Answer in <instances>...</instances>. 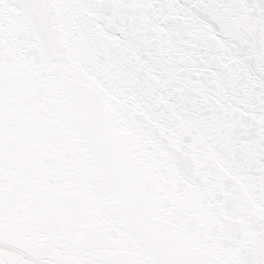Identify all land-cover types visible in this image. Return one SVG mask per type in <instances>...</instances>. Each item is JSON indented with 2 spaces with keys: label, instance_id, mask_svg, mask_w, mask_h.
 Instances as JSON below:
<instances>
[{
  "label": "snow or ice",
  "instance_id": "snow-or-ice-1",
  "mask_svg": "<svg viewBox=\"0 0 264 264\" xmlns=\"http://www.w3.org/2000/svg\"><path fill=\"white\" fill-rule=\"evenodd\" d=\"M0 264H264V0H0Z\"/></svg>",
  "mask_w": 264,
  "mask_h": 264
}]
</instances>
